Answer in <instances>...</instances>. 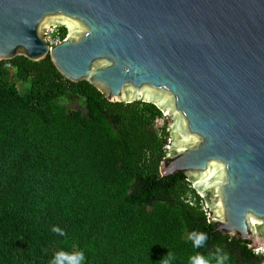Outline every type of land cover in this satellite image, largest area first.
I'll list each match as a JSON object with an SVG mask.
<instances>
[{
    "label": "trees",
    "instance_id": "trees-1",
    "mask_svg": "<svg viewBox=\"0 0 264 264\" xmlns=\"http://www.w3.org/2000/svg\"><path fill=\"white\" fill-rule=\"evenodd\" d=\"M163 119L49 56L0 61V264H264L215 231L184 176L161 178Z\"/></svg>",
    "mask_w": 264,
    "mask_h": 264
},
{
    "label": "water",
    "instance_id": "water-1",
    "mask_svg": "<svg viewBox=\"0 0 264 264\" xmlns=\"http://www.w3.org/2000/svg\"><path fill=\"white\" fill-rule=\"evenodd\" d=\"M54 28L67 37L50 47ZM48 56L110 103L155 105L161 178L184 176L215 231L264 247V0H0V61Z\"/></svg>",
    "mask_w": 264,
    "mask_h": 264
},
{
    "label": "built area",
    "instance_id": "built-area-1",
    "mask_svg": "<svg viewBox=\"0 0 264 264\" xmlns=\"http://www.w3.org/2000/svg\"><path fill=\"white\" fill-rule=\"evenodd\" d=\"M64 40L65 39L62 38L60 29H56V28L51 29L46 34V41L48 42L50 47L59 45ZM255 252L258 253V254L264 255V253H262V250L261 251L258 250V251H255Z\"/></svg>",
    "mask_w": 264,
    "mask_h": 264
},
{
    "label": "rangeland",
    "instance_id": "rangeland-1",
    "mask_svg": "<svg viewBox=\"0 0 264 264\" xmlns=\"http://www.w3.org/2000/svg\"><path fill=\"white\" fill-rule=\"evenodd\" d=\"M166 124H167V120H166V118H164L163 120H161V121H159V122L157 123V128L164 127ZM258 250H259V251L262 250V253H264V247H263V248H260V249H258ZM258 250H256V251H258Z\"/></svg>",
    "mask_w": 264,
    "mask_h": 264
}]
</instances>
